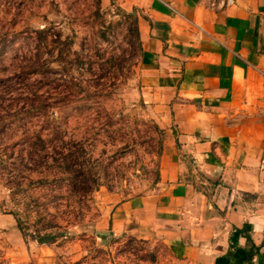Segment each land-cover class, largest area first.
<instances>
[{
	"label": "rangeland",
	"instance_id": "374dc122",
	"mask_svg": "<svg viewBox=\"0 0 264 264\" xmlns=\"http://www.w3.org/2000/svg\"><path fill=\"white\" fill-rule=\"evenodd\" d=\"M137 52L116 3L0 0V264H172L107 217L160 189L167 135Z\"/></svg>",
	"mask_w": 264,
	"mask_h": 264
},
{
	"label": "crops",
	"instance_id": "0c3cea01",
	"mask_svg": "<svg viewBox=\"0 0 264 264\" xmlns=\"http://www.w3.org/2000/svg\"><path fill=\"white\" fill-rule=\"evenodd\" d=\"M133 19L137 87L167 142L160 189L115 202L111 231L172 264H264V0H101Z\"/></svg>",
	"mask_w": 264,
	"mask_h": 264
},
{
	"label": "built area",
	"instance_id": "2783aa9c",
	"mask_svg": "<svg viewBox=\"0 0 264 264\" xmlns=\"http://www.w3.org/2000/svg\"><path fill=\"white\" fill-rule=\"evenodd\" d=\"M205 7L212 10L223 9L235 3V0H201Z\"/></svg>",
	"mask_w": 264,
	"mask_h": 264
},
{
	"label": "trees",
	"instance_id": "16d2710c",
	"mask_svg": "<svg viewBox=\"0 0 264 264\" xmlns=\"http://www.w3.org/2000/svg\"><path fill=\"white\" fill-rule=\"evenodd\" d=\"M43 210H46V209H43ZM18 221H20L19 219H17ZM41 237V240L43 241V242H48V241H51V240H53L54 238H55V236L53 235V234H44V235H42V236H40Z\"/></svg>",
	"mask_w": 264,
	"mask_h": 264
}]
</instances>
